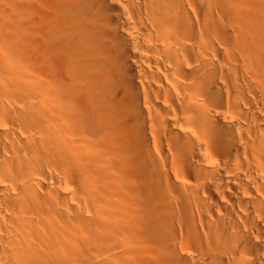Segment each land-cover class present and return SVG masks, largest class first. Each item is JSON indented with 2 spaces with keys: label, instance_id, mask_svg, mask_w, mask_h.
<instances>
[{
  "label": "bare ground",
  "instance_id": "bare-ground-1",
  "mask_svg": "<svg viewBox=\"0 0 264 264\" xmlns=\"http://www.w3.org/2000/svg\"><path fill=\"white\" fill-rule=\"evenodd\" d=\"M0 264H264V0H0Z\"/></svg>",
  "mask_w": 264,
  "mask_h": 264
}]
</instances>
